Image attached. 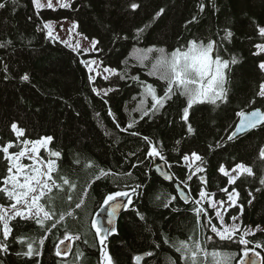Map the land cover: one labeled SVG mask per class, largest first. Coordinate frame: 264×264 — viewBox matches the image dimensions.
Returning a JSON list of instances; mask_svg holds the SVG:
<instances>
[{"label":"trees","instance_id":"16d2710c","mask_svg":"<svg viewBox=\"0 0 264 264\" xmlns=\"http://www.w3.org/2000/svg\"><path fill=\"white\" fill-rule=\"evenodd\" d=\"M0 3L5 4L0 9V148L11 143L15 147L10 152H18L25 140L52 137L48 148L39 154L45 161H55L52 176L60 185L41 201L47 206L50 196L56 214L44 228L35 219L17 217L10 222L13 230L4 240L0 224L1 244L7 247L0 251V264H100L101 245L91 221L109 194L133 189L132 203L119 215L116 231L106 241L114 264H136L134 257L142 255L145 258L140 264H182L173 245L189 237L202 243L212 237L205 245L207 250L235 254L233 264H238L245 247L264 260V230L247 236V246L239 244L243 230L264 228V185L260 183L264 178V125L228 140L237 112H264V98L258 95L264 84V71L259 67L264 53L256 51L257 44H264L259 35V28L264 27V0H73L67 8L41 10L34 8L33 0ZM133 3L138 5L135 10ZM59 21L75 23L78 34L97 41L93 53L72 50L47 36L44 25ZM226 31L233 35L222 40ZM190 40H212L220 45L222 58L238 59L227 72V102L194 105L186 123L182 119L186 98L176 94L159 113L141 119V112L133 111L142 98L141 85L152 84L160 96L166 85L148 75L151 61L141 65L137 50L162 47L171 53ZM91 61L117 74L110 73L107 79L94 75L88 70ZM24 75L29 77L27 81L22 79ZM89 76L94 78L91 82ZM131 76L138 77L140 83ZM150 105L149 97L145 108ZM132 121L135 126L128 128ZM12 124L24 135L17 137ZM150 144L163 159L148 157ZM50 151L60 156L50 157ZM193 153L202 159L189 169L184 160ZM162 162L174 177L170 182L155 170ZM237 164L251 168L253 175L243 173L230 185L219 169L223 166L229 172ZM8 167L0 151V181L8 175ZM197 167L204 171L195 173ZM100 169L109 175L96 179ZM61 177L70 183L64 184ZM176 182L184 185L193 199L201 190L216 201H225L232 191L239 193L236 205L224 217L227 223L239 216L241 230L233 240L220 241L209 232L208 218L220 227L213 211L204 204L205 213L198 218L196 205L185 204L176 196ZM81 200L83 204L77 208ZM168 200L171 203L164 207ZM11 203L0 193L1 206L10 207ZM61 214L64 220L51 228ZM65 235L79 239L64 240ZM62 240L69 242V250L57 255ZM29 242L40 254L17 255L27 252ZM257 244L262 247L256 248ZM79 253L83 255L78 259Z\"/></svg>","mask_w":264,"mask_h":264},{"label":"snow or ice","instance_id":"6c2138e0","mask_svg":"<svg viewBox=\"0 0 264 264\" xmlns=\"http://www.w3.org/2000/svg\"><path fill=\"white\" fill-rule=\"evenodd\" d=\"M15 3V0H13ZM33 3L37 10L43 7L52 8L51 0H48V3L41 4L39 0H33ZM60 7L67 8L70 6L69 3H59ZM5 4L0 3V9L4 8ZM138 7L137 4L133 3L131 8L135 10ZM200 11L204 10L203 4L199 6ZM163 10H161L162 12ZM161 13H157L159 16ZM196 18L193 17V20ZM44 27L48 29V35L52 36V28L51 25L45 24ZM77 25L73 24L72 28L75 29ZM71 31V30H70ZM143 30H141L142 32ZM233 33L231 31H226L225 35L221 38L222 40H229L232 37ZM259 35L264 37V27L259 28ZM67 43V41H65ZM98 42L93 40L91 42L92 47L95 48ZM3 47V45H0ZM77 49L79 48V43L75 46ZM220 45H217L212 40H209L207 43L203 41L190 40L187 45L180 46L171 53L166 52V50L162 47H149L144 50H137L138 56L136 59L141 65H144L145 62L151 61V67L148 70L149 76H155L159 80L163 81L166 85L164 93L162 96L157 94L156 88L152 84L141 85L144 89L142 93V98L139 101V104L133 111L141 112V119L145 116L156 115L159 113L161 109L165 107V104L168 100H171L172 97L176 94L183 96L186 98V107L183 109L182 119L187 123L189 116V109H191L196 104L201 103H211L212 105H217V102L225 103L227 102L228 90L225 87L228 77L227 72L231 71V65L237 64L239 61L235 56H232L231 59H224L219 55L218 48ZM258 52H264V44L256 45ZM156 53L157 55L153 58L152 54ZM260 69L264 71V63L259 65ZM88 70L91 72L94 69L89 65ZM105 72H109L113 75L117 73L113 69L105 68ZM107 79V77H105ZM125 76L122 74L121 79H124ZM23 80L27 81L29 77L24 75L22 77ZM94 78L89 76V81L91 82ZM131 80L140 83L138 77L131 76ZM93 91H96L93 89ZM108 91H112V89H108ZM107 95V91L104 93ZM258 95L264 98V84L260 85ZM151 99V105L148 108H145V101L147 98ZM135 99V98H134ZM111 114V113H110ZM236 116L239 118V123L235 125V133L233 135L228 136V140H232L234 135L237 133H244L248 130H252L257 128L258 126L264 125V112L260 110L245 112L239 111L236 113ZM136 121H132L128 124V128H133L135 126ZM12 130L16 133L17 137H21L24 133L17 128L16 124H12ZM117 127L119 125L117 124ZM122 131H127V129H121ZM188 131L191 133L193 131L191 125L188 126ZM133 136L138 135L136 132L131 133ZM145 140L148 138L145 137ZM52 140V137H44L35 142L25 140V149L19 151L16 154H10L9 149L12 147V144L9 143L7 146L0 148V151L4 153V158L9 162V167L7 169L8 175L0 181L4 185V187H0V193H3L10 201H12L10 207L5 208L4 206H0V224L3 226V238L7 240L9 235L12 233V227H10V222L17 217L21 220H29L35 219V223L39 225L41 228H44L47 221H52L55 217V212L52 211L51 207V197L49 196V204L46 206L41 203L42 199L45 198L46 194L51 193L53 188H60L52 176V173L56 170V163L52 159H48L46 162L38 159L37 153L41 147H46ZM31 144V148L28 149L27 146ZM30 151L32 155L29 157L33 164L30 166L31 170L26 171V166L20 162L21 158L26 155V153ZM50 157H59L60 153L56 151L49 152ZM148 157L156 158L160 157L163 159V155L160 151L157 150L154 146H149V151L147 153ZM261 156L264 157V150L261 151ZM188 157H185L187 160ZM201 157L195 153L192 154V160L201 161ZM89 167L91 165H88ZM42 168H46V171H43ZM15 169V172H13ZM197 172L204 171L203 168L197 167ZM219 171L221 173L225 172L224 167L222 166ZM233 172L237 173V176H231L228 180V183L231 185L235 183L236 179L241 173H247L249 176L253 175L252 169L246 167L244 164H237L235 168L232 169ZM109 173L105 172L103 169H100L99 175L96 179H100L101 176H107ZM128 175H131L128 173ZM165 177L171 179L168 173H164ZM22 178V182H21ZM191 177H189L190 179ZM64 184H69L70 182L61 177ZM261 185H264V178L260 181ZM11 186L10 188L8 186ZM71 187H75L74 184ZM137 188L140 185L136 186ZM133 193L135 189L132 190ZM223 191L227 192V189H223ZM259 191V189H258ZM252 195V193H249ZM209 194L204 190L199 192L200 199L195 201L197 207L194 209L197 217L202 213H205V209L200 205L203 203L206 197ZM239 193L233 191L228 195V200L231 202L229 205L235 206L236 201L238 199ZM125 197L127 198L126 204L130 205L132 203L131 197L127 191H117L113 194H109L104 203L106 205L111 204V211L109 212V216L116 213V211L120 208V205L115 203L118 198ZM70 199V197H69ZM157 199H160L158 196ZM171 203V200H168L164 204V207H168V204ZM221 206H223V201H218ZM251 203V201H249ZM83 204V200L80 203L76 204L77 208H80ZM22 205V207H18ZM208 206L215 207V204L211 199H208ZM139 215V213H137ZM68 215H72L71 212ZM216 217L220 220L221 227L213 226L211 228V232L215 234L216 237L219 238L220 241H231L233 237L239 231L238 225H233L231 227L225 226L224 217L219 210L215 213ZM141 219L143 217L141 216ZM233 220H236L237 217L233 216ZM64 220V214L59 216V220H56L51 224V228H55L57 223ZM199 222V220H198ZM111 224V220L108 221ZM211 223V221H209ZM91 227L96 229V237L99 240L100 245V264H114L112 257L106 251L105 241L107 240L108 233H115L114 228H108L106 230H101L97 225L95 219L91 221ZM259 230V229H257ZM252 234L251 230H247L244 234L239 236V244L247 246L248 241L244 239L245 235ZM79 239V237H72L65 235L64 240H73ZM64 240L61 243H64ZM212 237H206L205 242H201L199 240H195L193 237H189L188 241H180L173 245L175 251L180 254V258L183 261V264H206L209 256L212 259V264H232L233 256L230 253H223L220 251H212L208 252L206 248V243L211 242ZM23 243L24 241H19ZM86 242V241H85ZM167 242V241H166ZM40 244L43 245V240H40ZM256 248H261L262 245H255ZM0 251H7V247L3 244H0ZM40 253L35 251L33 248V242L27 243V252L17 253V255H24L27 257H32L33 255H39ZM57 255H60L57 252ZM83 253L78 254V259L82 256ZM148 256H151L152 253L148 252ZM251 255L255 257L251 259L248 264H257L258 261H261V264H264V260L261 259L260 255L255 251H252ZM244 257L249 256V250L245 247L243 252ZM141 259L140 256L134 257V260L139 262ZM172 264H175L173 261Z\"/></svg>","mask_w":264,"mask_h":264},{"label":"rangeland","instance_id":"374dc122","mask_svg":"<svg viewBox=\"0 0 264 264\" xmlns=\"http://www.w3.org/2000/svg\"><path fill=\"white\" fill-rule=\"evenodd\" d=\"M73 0H51V2H52V5H53V7L52 8H49V9H57V8H63V7H60L59 6V3H61V2H63V3H71ZM39 2L41 3V4H47L48 3V0H39ZM33 5H34V3H33ZM34 8L35 9H37L36 7H35V5H34ZM48 7H43V8H40L39 10H41V9H47ZM46 24H49V25H51V28H52V36L55 38V39H57V41H59V42H61V43H63V44H65L66 46H68L70 49H72V50H81L83 53H86V54H90V53H93V51H94V48L92 47V44H91V42H92V40H88V39H86V38H84V37H82L80 34H78V32H77V30H76V28L75 29H73L72 28V25L73 24H75V23H73V22H70V21H59V22H48V23H46ZM71 30V31H70ZM47 33H48V29H47ZM65 41H67V43H65ZM77 43H79V48L77 49L75 46L77 45ZM256 51L258 52V49L256 48ZM258 53H264V52H258ZM91 66L92 67V69H94L93 71H91V73L92 74H94V75H101L102 77H108L109 75H110V73L109 72H105L104 71V69L103 68H101L100 66H99V64H97L95 61H91L89 64H88V66ZM101 69H100V68ZM14 132V131H13ZM14 134H16L15 132H14ZM42 138H44V137H42ZM41 139V138H40ZM39 140V139H38ZM35 141H37V140H35ZM35 141H32V142H35ZM49 145V144H48ZM48 145L46 146V147H41L40 149H39V151H38V153H37V156H38V159L39 160H41V161H44V162H46L45 161V159L43 158V157H41L40 156V154H39V152H40V150L41 149H47L48 148ZM7 146V145H6ZM19 146H20V142H19ZM12 147H15L14 146V144H12ZM11 147V148H12ZM25 144H24V142H22L21 143V147H20V150L19 151H21V150H23V149H25ZM27 148L28 149H30L31 148V144H29L28 146H27ZM18 151V152H19ZM18 152H10V149H9V153L10 154H16V153H18ZM32 155V153L30 152V151H28L27 153H26V155L24 156V157H22L21 158V160H20V162L22 163V164H24V165H26V166H29L28 168H26V171H30L31 170V168H30V166L33 164V161L29 158L30 156ZM196 163V161L195 162H193V160H192V156H190V157H188V159L187 160H184V164L186 165V166H188V168L189 169H192L193 167H194V164ZM8 165H9V162H8ZM42 170L43 171H46V168H42ZM195 171V173H199V172H197L196 170H194ZM13 172H15V169H13ZM226 173H227V178H228V180H229V178L231 177V176H237V173L236 172H233L232 170L231 171H229V172H227V171H225ZM241 174H243V173H241ZM240 174V175H241ZM239 175V176H240ZM238 176V177H239ZM21 182H22V178H21ZM2 187H4V185L2 186ZM9 188L11 187L10 185L8 186ZM232 193V192H231ZM230 193V194H231ZM132 195H133V192H130L129 193V196L132 198ZM229 195V194H228ZM118 199H122L124 202H125V206H127L128 204H126V200H127V198H125V197H121V198H118ZM198 199H200V197L198 196ZM198 199H196V200H198ZM208 199H211L212 201H213V203L215 204V207L213 208V207H209L208 206ZM195 200V201H196ZM216 202H218V201H216V200H214L211 196H208V197H206L205 198V200L203 201V203L200 205V206H203L204 204H206L207 206H208V208L209 209H212V211H213V215H214V217L217 219V221H218V223H219V226L221 227V224H220V220L216 217V215H215V213H216V211L217 210H219L220 212H221V214L223 215V217H225V214H226V212L228 211V209H230L231 207H233V206H229L230 204H231V202L228 200V196H227V200L226 201H224V203H223V206H221L219 203H216ZM196 205V204H195ZM18 207H22V205H20V206H18ZM105 207H106V204L104 203V205L102 206V208L100 209V211L95 215V217H94V219L96 220V222H97V225L99 226V228L103 231V230H106V229H108L109 227L108 226H105L104 225V223H103V219L105 218V215H104V209H105ZM196 207H197V205H196ZM5 208H7V207H5ZM34 219V218H33ZM208 221H211V219L209 218L208 219ZM224 223H225V226H229V227H231V226H233V225H238L239 226V230H241L240 229V224H239V216L237 217V219L236 220H233V219H230V221L229 222H225V220H224ZM220 227H218V228H220ZM212 228V227H211ZM211 228H208L209 229V231L211 232ZM1 229H2V235H3V226H2V224H1ZM257 229H259V230H257ZM96 230V229H95ZM247 230H251V233L252 234H254L255 232H257V231H261V230H264V228L263 227H256V228H248V229H245V230H243L241 233L242 234H244V232L245 231H247ZM212 233V232H211ZM111 233H108V236L110 235ZM214 236H215V234L214 233H212ZM252 234H249V235H245L244 236V239L246 240L247 239V236H251ZM237 235V234H236ZM216 237V236H215ZM235 237V236H234ZM218 238V237H217ZM219 239V238H218ZM107 241V240H106ZM106 241H105V244H106ZM101 247H102V245H101ZM213 250L210 248V252L209 253H211ZM251 251H253V249L252 250H250V252ZM220 252H223V253H226V251H220ZM232 254V256H233V259H232V264H233V262H234V260H235V254H233V253H231ZM100 260H101V256H100ZM179 262H181L182 264H183V261L181 260V261H179ZM212 262V261H211ZM211 262H209V264H212Z\"/></svg>","mask_w":264,"mask_h":264},{"label":"water","instance_id":"95a60500","mask_svg":"<svg viewBox=\"0 0 264 264\" xmlns=\"http://www.w3.org/2000/svg\"><path fill=\"white\" fill-rule=\"evenodd\" d=\"M258 110V109H256ZM255 111V110H253ZM237 123H239V119L237 121ZM236 123V124H237ZM259 127V126H258ZM253 130V129H252ZM249 131L251 130H248L244 133H237L234 135V138L238 137V136H241L243 134H246L248 133ZM235 133V128H234V131L231 133V135H233ZM233 138V139H234ZM264 150V149H263ZM156 169V172L158 174V176L163 179L164 181L166 182H170V180L172 179V176L169 172H167V170L164 168L163 164L159 165L158 167L155 168ZM164 173H168V175L171 177V179H168L165 177ZM175 186V189L177 191V195L179 197V199L185 203H188L189 202V197L188 195L186 194V192L180 187L178 186L177 184H174ZM115 203L119 204L120 205V208L116 211L115 214L109 216V212L111 211V204H108L106 205L105 209H104V215H105V218L103 220V223L105 226H108L109 228H113L115 226V223H116V220L117 218L119 217V215L122 213L123 211V208L125 206V202L122 200V199H117V201H115ZM111 220V224L108 223V221ZM1 244V243H0ZM69 250V242L66 241L64 243H62L61 245H59L58 247V252L63 255V254H66ZM141 259L139 262L136 261V264H140L143 259L145 258V255H142L140 256ZM255 257H253L251 255V253H249V256L248 257H244L242 256V258L240 259L239 261V264H248V262L251 260V259H254ZM262 259V258H261ZM257 264H261V261H258Z\"/></svg>","mask_w":264,"mask_h":264}]
</instances>
